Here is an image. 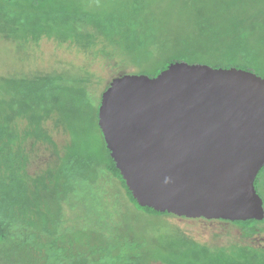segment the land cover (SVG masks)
Returning a JSON list of instances; mask_svg holds the SVG:
<instances>
[{"label": "trees", "instance_id": "obj_1", "mask_svg": "<svg viewBox=\"0 0 264 264\" xmlns=\"http://www.w3.org/2000/svg\"><path fill=\"white\" fill-rule=\"evenodd\" d=\"M154 1H122L121 6L112 10L114 12L105 15L100 5L91 6L88 0H0V4L6 9H14V13H6L5 9H0V38L15 43L16 54L19 56L15 66L13 65L12 72L0 73L4 81L11 86L8 93L7 102L10 104L8 106L18 115L24 110L31 113L34 120L38 121L37 124L33 122L36 124V129L38 123L55 120L57 127L61 125L66 132H69L72 144L66 146L67 151L59 158L57 169L50 174L58 180H63L62 185L66 194L74 192L76 197L86 201L81 215L86 218L85 220L91 219L94 227L93 231H87L83 227L76 231L70 230L71 233H67L66 236L57 235L55 228L61 224L58 216L64 207L61 201L62 195H59L56 199L59 207L54 214V228L52 231L49 230L57 245L56 251L53 252L54 258L51 259L52 253L45 259L37 257L36 254H30V237L17 230V226L27 224L26 221L31 218L34 222L30 227L37 225V228L42 225L41 220L35 217L33 219V216H28L26 213L21 217L18 216L13 209L12 200L11 204L6 205L3 199L9 195V192H4L3 189L9 187V181H7V186L0 184V200L4 202V205H0V242L4 244L5 250L10 247L6 245L10 244L16 247L20 245V247L15 249V255L11 253L8 260H3L6 264H147L153 259L163 264H264V249L240 246L236 251H224V249L213 248L198 242L179 228L167 229L162 223L163 220L166 217H177L176 214L141 206L137 202L111 156L99 126L102 95L113 78L109 82L105 81L91 71L88 64L59 63L48 69L30 67L31 60L36 58V47L43 37L53 39L60 45L68 43L79 52L91 55L93 59L101 57L109 61L116 59L118 66L126 65L128 62L124 59L129 57L133 46L144 52V47L140 48L136 41L135 29L143 28L142 33L147 32L146 36L154 34L152 20L150 24H147L149 23L147 16H151V9L156 7ZM180 2L185 5L187 13L197 15L205 1L180 0ZM241 2L242 5L239 8L238 1L236 3L232 1L229 6L233 28L245 32L244 35L250 37L251 41H243L233 52L225 51L232 55L227 54L231 59H221L219 52L215 50L210 53L213 58L211 63L202 60L194 61L181 53L167 52V50L166 53L161 52L160 60L144 62L147 66L144 70L129 72L154 77L173 62L187 61L208 63L219 68L237 67L257 73L249 61L256 56L254 33H264V0H241ZM118 7L119 9L116 10ZM139 15L145 19L143 21L142 18L140 20L137 18L143 23L131 21L130 17L135 19L134 16ZM247 29L250 30L249 35L246 34ZM215 36L217 37L216 34ZM211 37L213 38L212 35ZM260 43L261 37L259 45ZM25 50L28 54L22 55L21 53ZM3 92L8 91L0 89V94ZM2 103L0 99V106ZM82 111L84 117L88 115L92 117L91 120L94 123L92 126L101 138L100 148L92 149L83 135L85 129L77 128L82 121ZM29 133L35 135L40 141L53 145V151L56 154L59 153L58 144L49 136H45L40 130L34 132L30 129ZM76 143L80 147H75ZM101 170L118 179L127 194L128 201L135 208L132 218L126 221L125 229L117 228L116 231L114 227L111 229L110 221L100 212L99 204L96 206L88 202L99 199L98 195L94 194L96 193L94 190L100 185ZM255 185L264 200V167L259 172ZM86 194L92 197L85 196ZM38 214H43L48 219L44 213ZM107 215L110 216V213L107 212ZM218 220L237 225L246 234H250L253 228L264 224V219ZM64 223H67L66 219ZM32 229L36 230L33 227ZM99 232L102 234L99 235Z\"/></svg>", "mask_w": 264, "mask_h": 264}, {"label": "water", "instance_id": "obj_2", "mask_svg": "<svg viewBox=\"0 0 264 264\" xmlns=\"http://www.w3.org/2000/svg\"><path fill=\"white\" fill-rule=\"evenodd\" d=\"M99 126L141 206L187 218L264 219V77L176 61L126 73L102 95Z\"/></svg>", "mask_w": 264, "mask_h": 264}, {"label": "rangeland", "instance_id": "obj_3", "mask_svg": "<svg viewBox=\"0 0 264 264\" xmlns=\"http://www.w3.org/2000/svg\"><path fill=\"white\" fill-rule=\"evenodd\" d=\"M122 1L129 0H88V3L91 6L100 5V8L104 9L102 13L106 15L109 12H114L112 10L117 6H121ZM145 1L148 2V0ZM203 1L205 2L204 5L200 4L203 6L200 13L193 15L194 13L185 11L186 7L180 0H155L156 7L151 9L152 15L147 16L149 20L147 24H150L151 20L153 22L154 34L146 36L147 32L142 33L144 32L143 28L135 27L136 41L139 43L140 48L144 47V52L133 46L130 49L131 54L129 57L124 59L125 62H128L124 66H118L116 59L110 61L102 57L93 59L91 55L79 52L75 47L69 46L68 43L60 45L53 39L43 37L36 47V58L31 60L30 67L48 69L54 65H59V63L67 65L88 64L91 71L109 82L114 77L130 73L129 71L144 70L147 67L144 62L160 60L161 52L166 53L167 50V52L181 53L189 59H194V61L202 60L211 63L213 58L210 53L215 50L219 52L221 59H231L230 56L232 55L225 51L233 52L243 41H251L250 37L244 35L245 32L233 28V19L230 15L231 9L229 6L231 2L236 3L238 1V8L242 5V2L241 0ZM0 9H5L6 13H14V9L9 8L8 10L1 4ZM118 9L119 7L116 10ZM19 10L23 11L22 9ZM251 14L254 15V13ZM130 18L131 21L138 22V24L145 21L141 15L134 16L135 19ZM137 18L139 20L142 18L143 21H139ZM249 32L250 30L247 29L246 34L249 35ZM254 36L256 37V56L249 62L257 74L263 77L264 33L255 32ZM258 37H261L260 45ZM15 46V43L0 38V73L8 74L10 71L12 72L13 65L19 57L16 54ZM27 50L21 54L27 55ZM29 53L31 54L32 50ZM10 87L0 76V89L8 91L0 94V99L3 102L0 106V184L7 186V181H9V187L3 189L4 192H9V195L3 200H5L7 206L11 204V200L14 202L13 209L18 216L21 217L26 213L28 216H33V219L35 217V219L41 220L42 225H39L41 228L32 225L36 229L33 230L30 226L34 221L30 218L26 221L27 224H19L17 230L19 229L20 232L30 237V254H36L37 257L40 256V258L45 259L52 253L51 259H53V252L56 251L57 245L54 243L50 231L54 228V214L59 207L56 199L59 198V195H62L61 201L64 207L61 211L62 215L59 214L58 216L61 224L55 228L57 235L66 236L67 233L83 227L87 231H93L92 229H94L91 219L85 220L86 218L81 215L84 212L83 204L86 201L76 197L74 192L69 195L66 194L62 185L63 180H58L53 174H50L57 169L59 158L66 153V146L72 144V138L61 125L57 127L55 124L57 121L55 122V120L43 124L38 123L36 129L38 121L34 120L31 113L24 110L22 114L18 115L15 111H12L7 102ZM91 119L90 115L85 117L83 115L77 128L85 129L83 135L87 138V143L92 146V149H96L101 147V138L92 126L94 123ZM30 129L34 132L40 130L42 134L52 138V141L58 144L59 153L56 154L53 151V145L42 142L35 135H31L29 133ZM25 134L27 135L25 136ZM75 147L80 146L77 144ZM8 165L10 167H7ZM100 173V185L94 190L96 192L94 194L98 195L99 199L89 200L88 202L94 203L96 206L99 204L101 214L110 221L111 229H113L112 227H114V231L117 228L125 229L126 221L132 218L135 208L128 201L127 194L118 179L103 170ZM9 188L10 191H8ZM85 196L92 197L90 194ZM0 205H4L2 200H0ZM107 212L110 213V216L107 215ZM38 213H44L48 219L43 214ZM65 219L67 220L66 224L64 223ZM162 223L167 229L179 228L198 242L208 244L213 248L224 249V251H236L240 246L264 249V224L253 228L250 234H246L241 227L216 219L177 216L166 217ZM99 233V235L102 234ZM104 233L106 234V232ZM108 233L111 234V231ZM8 246L10 247L5 250L4 244L2 245L0 242V264H6L3 260H8L11 253L15 255V251L20 247V245L16 247L14 244L6 245V247ZM3 250L5 251L3 252ZM2 255L4 256L2 257ZM147 264L163 263L153 259Z\"/></svg>", "mask_w": 264, "mask_h": 264}]
</instances>
